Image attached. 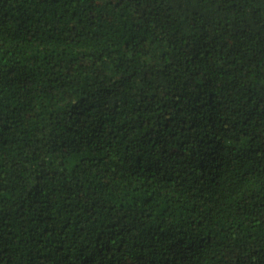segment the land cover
Wrapping results in <instances>:
<instances>
[{
    "label": "trees",
    "instance_id": "obj_1",
    "mask_svg": "<svg viewBox=\"0 0 264 264\" xmlns=\"http://www.w3.org/2000/svg\"><path fill=\"white\" fill-rule=\"evenodd\" d=\"M0 264H264V0H0Z\"/></svg>",
    "mask_w": 264,
    "mask_h": 264
}]
</instances>
